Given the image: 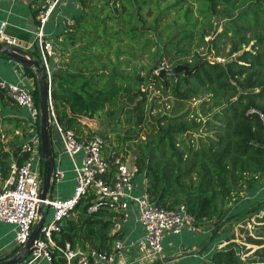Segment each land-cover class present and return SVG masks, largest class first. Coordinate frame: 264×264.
<instances>
[{
    "label": "trees",
    "instance_id": "16d2710c",
    "mask_svg": "<svg viewBox=\"0 0 264 264\" xmlns=\"http://www.w3.org/2000/svg\"><path fill=\"white\" fill-rule=\"evenodd\" d=\"M74 3L68 25L54 35L50 57L56 120L82 138L102 136L105 151L133 156L150 200L163 207L184 203L198 229H211L208 241L230 229L221 246L204 242L185 259L162 255L143 264H264V194L234 206L264 178V0ZM37 50L31 52L40 58ZM177 64L196 68L187 75L156 72L160 65L168 70ZM24 73L34 81L30 92L38 105L35 72L24 67ZM13 106L0 86V112ZM73 115L93 124L108 120L103 125L114 134L96 131ZM5 123L12 129L9 149H0L1 178L9 175L13 159L21 163L28 157L21 151L27 136L21 119L0 118V134ZM38 146L41 151L40 141ZM94 198L92 191L82 195L61 220L53 233L57 246L69 241L109 250L124 236V228L111 230L118 211L106 205L88 210ZM253 216L249 232L244 224ZM246 244L255 246L249 255H244ZM51 253L52 264L64 263L58 247Z\"/></svg>",
    "mask_w": 264,
    "mask_h": 264
},
{
    "label": "built area",
    "instance_id": "2783aa9c",
    "mask_svg": "<svg viewBox=\"0 0 264 264\" xmlns=\"http://www.w3.org/2000/svg\"><path fill=\"white\" fill-rule=\"evenodd\" d=\"M1 1V0H0ZM62 0H41L36 7L37 21L36 46L40 62L45 70L50 86L51 66L50 57L53 54L54 42L47 39L45 27ZM3 25L0 24V39L3 36ZM8 39V38H7ZM8 41V40H7ZM163 68L160 65L156 72ZM0 86L12 99L17 107L26 112L24 116L35 134L26 138L21 145V151L27 152L28 157L21 163L10 162V173L5 177L0 187V222L12 225L14 243L24 244L29 237L32 226L37 218L39 187L42 177V157L39 150V107L36 105L30 89L21 81L0 80ZM51 128L58 135L59 148L57 152L65 154L73 170V187L70 194L50 195L44 199L45 216L35 245L26 255L23 264H36L45 259L52 264L51 247L56 246L64 258L63 264H138L152 261L164 252L163 241L166 234H178L183 230L196 232L198 227L193 222V215L184 203L173 207H163L151 201L144 189L145 175L133 161V156H123L115 150H106V140L102 136L93 135L82 138L72 128L63 127L55 118L49 96ZM1 141L7 140L3 131ZM58 157V155H57ZM51 175L52 184H58L65 177V169L56 163ZM142 172L144 185L135 192V177ZM94 192L95 201L88 210H95L99 205H106L120 213L115 220L112 231L124 227L133 211L137 214L143 231L135 239L119 237L114 240L111 249L98 247L73 246L69 241L57 246L54 231L59 230L60 222L68 217L78 199L89 192ZM50 211L48 218L46 215ZM128 240H130L128 242ZM134 250L136 256L129 260V251Z\"/></svg>",
    "mask_w": 264,
    "mask_h": 264
},
{
    "label": "crops",
    "instance_id": "0c3cea01",
    "mask_svg": "<svg viewBox=\"0 0 264 264\" xmlns=\"http://www.w3.org/2000/svg\"><path fill=\"white\" fill-rule=\"evenodd\" d=\"M41 0H1L0 1V24L3 25L4 31L3 36L0 39L2 42H9V43H17L22 46H28V50H37L36 46V32H37V21L33 16V8L39 6ZM64 2V0H62ZM61 2V3H62ZM75 2V0H74ZM59 3V4H61ZM73 0H70V5H72ZM69 15L65 11L63 12L60 10L56 13V9L52 17L50 18L48 24L45 27V34L46 38L53 40L55 42V28H59V31L65 29V27L69 23ZM52 25V26H51ZM8 38V39H7ZM8 40V41H7ZM38 51V50H37ZM36 57V56H35ZM0 80H8V81H21L26 87L32 89L34 86V81L32 78L28 77L24 73V67L19 64L18 62L9 59L8 57H0ZM25 114L17 107L13 106L11 108L6 107L1 110L0 118L3 117H16L21 119V129L26 133V138L35 134V130L28 125L27 121L25 120ZM85 123V122H84ZM88 124V123H87ZM89 125V124H88ZM3 129L6 131H10L12 129L11 124L5 123ZM18 130H16L17 132ZM53 137H52V148L55 150V160L56 163H59L61 166L62 164L68 166L70 161L68 157L63 153H58L57 150L59 148V140L56 131L53 129ZM7 135V140L9 138V134ZM9 149V147L5 148ZM105 151V150H104ZM58 155V157H57ZM73 175L67 171L64 179L59 182V184H54L51 195H62L66 196L70 194L72 187H73ZM4 178L0 177V187L1 183ZM144 185L143 175L140 179V186ZM54 189V190H53ZM55 191V194H53ZM124 230L126 237L130 239H135L138 237L142 231L143 227L140 221L137 219V214L135 211L131 213L130 218L124 224ZM14 230L12 225L0 222V256L4 253L8 252L12 246L15 245L14 243ZM197 243V242H196ZM196 243H191L192 248H194ZM183 247L189 246L184 245L183 242L181 243ZM197 245V244H196ZM166 253L172 252L175 249H170L165 247ZM134 250L129 251V253H133ZM128 253V254H129ZM164 255V253L162 254ZM128 257L130 255H127ZM180 256V255H179ZM185 255L174 258L175 260L185 259ZM42 261H38L36 264H42Z\"/></svg>",
    "mask_w": 264,
    "mask_h": 264
},
{
    "label": "water",
    "instance_id": "95a60500",
    "mask_svg": "<svg viewBox=\"0 0 264 264\" xmlns=\"http://www.w3.org/2000/svg\"><path fill=\"white\" fill-rule=\"evenodd\" d=\"M28 46H22L17 43H9L0 41V54L12 59L23 67L30 68L35 72L38 91V107H39V140L41 145V157H42V177L39 187V201L37 205V218L32 226L29 237L26 242L18 247V249L9 257L0 259V264H13L25 259L30 249L35 245L36 239L41 230L44 216H45V203L44 199H47L51 195L53 188L51 175L53 171V149L51 144V116L49 110V96L50 86L47 81L45 70L39 60L28 49ZM196 66L191 69L184 64H177L172 68L159 71L160 76H176L182 72L184 75L190 74L195 70ZM78 120L92 124L93 120L81 116L73 115Z\"/></svg>",
    "mask_w": 264,
    "mask_h": 264
},
{
    "label": "rangeland",
    "instance_id": "374dc122",
    "mask_svg": "<svg viewBox=\"0 0 264 264\" xmlns=\"http://www.w3.org/2000/svg\"><path fill=\"white\" fill-rule=\"evenodd\" d=\"M73 3H74V0H73ZM69 4H70V0H64V2L57 5L56 13H58L60 10H62L63 12L66 11L67 13H71L72 9L77 5L72 4L69 6ZM53 28L55 29V34H57L59 32V28H55V27H53ZM56 48H57V46H56ZM142 58H143L142 59L143 62H147V63L149 62V59H147V57L145 55L142 56ZM53 64H54L53 61H50L51 68H53ZM14 81H17V80H14ZM194 104H195V102H192L191 106H193ZM22 112L25 115L27 114L24 111H22ZM261 117H262V115H261ZM262 119H264V118L262 117ZM106 121H108V120L104 121L103 119H96L94 121V124L93 123L92 124H93L94 129L96 131H107L112 136L114 134V130H111L107 125H103L104 122H106ZM113 127L115 129L118 128L117 125H113ZM3 131L6 134H9L8 131H6L5 129H3ZM37 136H38V132H37ZM9 139H10V136H9L8 140L0 141L1 142L0 149H5L9 146V144H10ZM62 167L65 169V174H67V171H69L72 175L74 174L73 170H72V165L70 163L68 166H66V168L63 164H62ZM141 177H142V172L140 171L136 174V177H135V183H136L135 192H139L141 190V186H140ZM53 194H55V191H53ZM263 194H264V178L262 180H260L254 188L250 189L248 192L246 191L242 200L239 201L238 203H235L234 206L235 207L244 206L245 204L250 202L252 199L258 198V197L262 196ZM49 213H50V211L48 210V214L46 215L47 218L49 216ZM254 223H256V222H255V219L253 216L250 218V220H247L245 222L244 226L248 227L249 232H253ZM239 226H240V222L239 223L237 222V224L235 223V225H233V227H232V229H234V232L236 233V235L239 233ZM228 231L220 233L216 237V239H218L216 242H214V240L208 241L209 235L211 234V229L200 230V228H199L196 232H189L187 230H183L181 233H178V234L168 233V234H166L165 239L163 241V245H164V252L163 253H164V255H168L169 257H172L174 259V258L180 257L182 255L186 256L187 253H191L192 251H197L198 249H200L202 243H204V242L206 245L208 244L210 246L215 245V244H218L219 246H221V245L225 244L226 242H228L225 238V235ZM234 239H236V241L239 243H243V241L239 238H234ZM129 241L130 240H128V242ZM182 242L184 245H189V246H185L182 248V246H183L181 244ZM191 243H196L197 245L195 244L194 248H192ZM165 247L170 248V249H175V250H173L172 252L166 253L167 250H165ZM246 249H249V250H247L244 253V255H249L255 249V246L250 247V244H246L245 247L243 248V251ZM136 254H137L136 252H133L131 254L129 253L128 254V255H130L129 260L134 259ZM41 261H42L41 262L42 264H48L45 259H42ZM133 264H138V262L135 261Z\"/></svg>",
    "mask_w": 264,
    "mask_h": 264
}]
</instances>
